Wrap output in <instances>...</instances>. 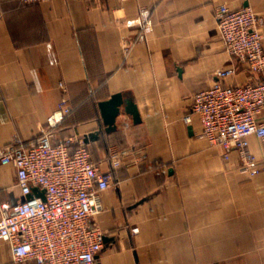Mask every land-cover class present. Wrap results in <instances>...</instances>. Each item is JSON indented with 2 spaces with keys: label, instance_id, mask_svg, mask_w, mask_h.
Instances as JSON below:
<instances>
[{
  "label": "crops",
  "instance_id": "1",
  "mask_svg": "<svg viewBox=\"0 0 264 264\" xmlns=\"http://www.w3.org/2000/svg\"><path fill=\"white\" fill-rule=\"evenodd\" d=\"M221 4L264 16V0H0V146L34 141L63 101L73 106L57 140H83L111 174L93 217L105 232L100 264H264V139L248 138L261 164L251 174L197 115L184 120L196 92L264 80L245 64L216 74L236 64L218 30ZM116 93L134 100L140 122L122 107L108 128L100 103ZM17 182L16 168L0 165V203L22 201ZM0 264L38 263L0 241Z\"/></svg>",
  "mask_w": 264,
  "mask_h": 264
},
{
  "label": "built area",
  "instance_id": "2",
  "mask_svg": "<svg viewBox=\"0 0 264 264\" xmlns=\"http://www.w3.org/2000/svg\"><path fill=\"white\" fill-rule=\"evenodd\" d=\"M151 15V10L143 9L138 19L145 31L152 27ZM216 18L225 50L236 62L216 74L222 78L236 75L239 64L264 73V16L251 7L232 9L221 4ZM73 109L63 101L34 141L26 144L15 139L0 146V165L16 168L23 197L33 194L17 204L0 203V241L9 244L17 261L100 264L105 232L93 217L103 210L102 193L112 185L111 174L95 164L83 140L77 147H73V136L57 140L58 128ZM193 115L200 118L202 134L225 148L227 158L236 149L245 170L251 174L261 170L248 138L256 135L264 139V80L217 83L200 90L193 95L191 111L184 120L192 123ZM112 162H120L117 152ZM35 187L39 191L33 193Z\"/></svg>",
  "mask_w": 264,
  "mask_h": 264
},
{
  "label": "water",
  "instance_id": "3",
  "mask_svg": "<svg viewBox=\"0 0 264 264\" xmlns=\"http://www.w3.org/2000/svg\"><path fill=\"white\" fill-rule=\"evenodd\" d=\"M122 107L125 111L134 116L136 122L141 121V115L139 113L138 106L134 102L132 98L126 97L123 93H116L112 95V97L108 100L102 101L100 103V108L102 111V116L104 119L105 124L108 126L109 129L113 130L116 126V121L121 113ZM39 189L35 187L33 189V193L38 192ZM41 195L45 199V190L41 191ZM33 194L28 195L26 198L23 197L22 201L26 199H30ZM18 201H14L13 204H17Z\"/></svg>",
  "mask_w": 264,
  "mask_h": 264
}]
</instances>
